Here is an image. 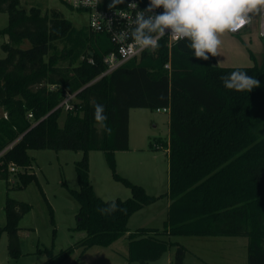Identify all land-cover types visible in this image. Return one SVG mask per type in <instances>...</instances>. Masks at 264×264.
<instances>
[{"label":"trees","instance_id":"obj_1","mask_svg":"<svg viewBox=\"0 0 264 264\" xmlns=\"http://www.w3.org/2000/svg\"><path fill=\"white\" fill-rule=\"evenodd\" d=\"M19 2L0 0V12L8 14L0 28V37H6L0 44V106L6 112L0 118V178H7L10 163L30 166L28 149L81 151L74 164L78 188L69 191L78 202L74 229L84 235L55 254L37 248L48 257L42 264L60 263L75 246L109 247L119 238L126 240L128 261L146 263L168 246L159 236L182 233L246 236L247 264H264V53L252 65L219 66L215 57L196 59L186 41L168 48L162 39L157 49L98 77L105 69L102 56L112 48L107 36L86 26L76 29L69 20L35 7L25 10ZM236 70L257 79L259 86L250 92L225 88L222 77ZM66 93L74 94L71 109L61 104ZM94 103L104 106L106 127L94 119ZM166 106L168 188L160 195L170 200L166 219L160 230L138 226L129 231L130 216L158 197L116 172L114 152L129 148L131 108ZM91 150L103 151L112 178L130 190L129 197L114 198L118 210L111 214L98 210L113 199L98 196L90 183ZM35 178L23 172L18 186ZM29 209L26 202L5 199L2 228L11 257L19 256L17 223ZM50 221L54 224L52 216ZM175 246L173 264H181L185 248Z\"/></svg>","mask_w":264,"mask_h":264},{"label":"rangeland","instance_id":"obj_2","mask_svg":"<svg viewBox=\"0 0 264 264\" xmlns=\"http://www.w3.org/2000/svg\"><path fill=\"white\" fill-rule=\"evenodd\" d=\"M19 7L28 10L37 8L42 14L57 15L69 20L76 29L87 27V15L74 10L61 0H19ZM8 22L7 12H0V28ZM251 34L252 41L258 37L257 25L254 23ZM6 37H0V44ZM219 54L215 63L219 66H248L261 60L263 53L254 51V59L249 57L248 50L241 48L239 43L246 44L248 36H223ZM55 45L61 48L62 41L56 40ZM4 52L0 47V57ZM130 133L135 139L134 144H142L141 149L127 150L124 154L126 162L115 165L118 174L130 181L142 185L146 192L158 198L145 205L140 211L133 213L127 223L129 231L138 226L162 229L166 219L169 199L160 196L168 188V164L162 147L168 141V112H156L149 108H132ZM65 113L58 118L62 126ZM6 117L5 110L0 106V118ZM134 141V140H133ZM154 147V145H160ZM31 164L25 168L16 166L15 172H8L7 178H0V264H42L47 255L36 249L50 248L55 254L74 244L84 235V231L75 230L78 202L69 189H77L74 164L81 158V151L28 149ZM90 182L95 193L103 199L127 198L130 190L111 176V170L105 160L103 151L91 150ZM129 164V165H128ZM8 165H13L10 163ZM35 173L36 178L23 186L20 174ZM167 184V186H166ZM6 197L26 202L30 209L18 221L19 256L11 257L7 247L6 230L2 227L6 222L4 203ZM52 216L53 223L50 221ZM2 228V229H1ZM54 230V233L52 232ZM169 241L166 250L153 261L141 263L127 260L124 238L114 241L109 247L90 246L86 249L75 246L69 256L58 264H173L176 246L185 248L181 264H247V247L249 238L246 236H208L161 235Z\"/></svg>","mask_w":264,"mask_h":264},{"label":"clouds","instance_id":"obj_3","mask_svg":"<svg viewBox=\"0 0 264 264\" xmlns=\"http://www.w3.org/2000/svg\"><path fill=\"white\" fill-rule=\"evenodd\" d=\"M112 0L109 7L116 5ZM123 2V0H119ZM163 9L157 12L156 9ZM264 12V0H149L148 6L137 12L131 32H121L120 40L130 37L135 50H155L159 40L166 35L185 46L198 60L208 61L216 57L227 33H236L251 22L253 14ZM224 87L237 92L252 91L259 81L236 70L222 77ZM94 119L101 127H106L104 106L94 103ZM107 203V202H106ZM101 214H111L118 210L113 199ZM122 210V209H121Z\"/></svg>","mask_w":264,"mask_h":264},{"label":"built area","instance_id":"obj_4","mask_svg":"<svg viewBox=\"0 0 264 264\" xmlns=\"http://www.w3.org/2000/svg\"><path fill=\"white\" fill-rule=\"evenodd\" d=\"M70 8L86 13L87 15V29L89 32L94 34H103L107 36L112 48L109 49L102 56V61L105 65V69L99 74L98 77L109 73L121 63L140 56V54L145 51L135 50L133 47V42L130 39L120 40L119 34L121 32H131L135 27L133 21L135 20L137 12L144 10L148 4L149 0H123V2H118L112 8L109 4L112 0H61ZM163 9H156L157 12H161ZM256 23L257 29L256 33L260 38L264 39V12L259 14H253L251 22L247 24L242 29H254L253 25ZM241 29V30H242ZM240 31V30H239ZM165 39L166 45L170 48L171 44L175 40L171 39L166 31V35L160 40ZM159 40V41H160ZM151 50V49H146ZM89 62H93L92 58L88 57ZM165 67H169L166 63ZM73 93H66L64 100L61 102L65 108L71 109V99L73 98ZM60 104V105H61ZM156 112H168L169 107H158L155 109ZM31 116V113L28 114ZM9 172H15L16 166L8 165Z\"/></svg>","mask_w":264,"mask_h":264},{"label":"crops","instance_id":"obj_5","mask_svg":"<svg viewBox=\"0 0 264 264\" xmlns=\"http://www.w3.org/2000/svg\"><path fill=\"white\" fill-rule=\"evenodd\" d=\"M252 29H248V28H245V29H242V30H240V31H238V32H236V33H227V34H225V36H234V35H236V36H242V35H246V36H248V41H247V43L246 44H244V46H243V44H241V43H239V45L241 46V48H246L247 50H250L252 53L255 51V52H257V53H264V39L263 38H260L259 36L258 37H256V39H254L253 41H252V39H251V34H252ZM251 47H254L255 49H254V51H252V49H251ZM254 54V53H253ZM132 109V108H131ZM130 118H131V111H129V123H128V149L127 150H130L131 148H133V149H141V147H142V144H139V145H137V144H134V146H132V144L131 143H133V142H136L135 141V139L133 138V137H131L132 136V134L130 133ZM167 126H168V120H167ZM134 140V141H133ZM160 143V145H157L156 144V146L154 145V147L156 148V147H160L161 146V142H159ZM162 145L164 146V147H162L163 149H164V151H165V154H166V160H167V141H163L162 142ZM127 150H119V151H115L114 152V156H115V162H116V166L118 167L119 166V161L120 162H123L124 160H126V158H125V156H124V154H125V152L127 151ZM124 159V160H123ZM124 162H126V161H124ZM129 165V164H128ZM89 171H90V160H89ZM35 174V173H34ZM89 174V173H88ZM89 178H90V176H89ZM90 180V179H89ZM91 183V182H90ZM92 184V183H91ZM166 186H167V184H166ZM169 202H170V200H169ZM169 202L167 203V204H169ZM143 208V207H142ZM141 208V209H142ZM141 209H139V210H137L136 212H138V211H140ZM135 213V212H134ZM18 236H19V234H18Z\"/></svg>","mask_w":264,"mask_h":264}]
</instances>
